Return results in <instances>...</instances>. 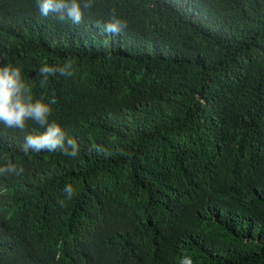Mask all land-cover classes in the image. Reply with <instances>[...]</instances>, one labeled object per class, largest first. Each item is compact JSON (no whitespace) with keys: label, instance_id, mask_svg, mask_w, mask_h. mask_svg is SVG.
Instances as JSON below:
<instances>
[{"label":"trees","instance_id":"1","mask_svg":"<svg viewBox=\"0 0 264 264\" xmlns=\"http://www.w3.org/2000/svg\"><path fill=\"white\" fill-rule=\"evenodd\" d=\"M0 63L79 145L26 155L0 125L24 169L0 177V264H264V0H92L80 26L0 0Z\"/></svg>","mask_w":264,"mask_h":264},{"label":"clouds","instance_id":"2","mask_svg":"<svg viewBox=\"0 0 264 264\" xmlns=\"http://www.w3.org/2000/svg\"><path fill=\"white\" fill-rule=\"evenodd\" d=\"M34 6L40 17L60 22H70L73 26L84 23L86 12L92 7V0H34ZM126 23L111 16L107 21H98L95 25L102 38L108 39L123 33ZM74 60L66 57L62 64L42 63L37 71L41 85H46L51 77L71 78L75 74ZM55 95L47 100L34 98L31 85L26 81L21 67L11 63H0V125L9 131L23 132L24 142L21 150L27 155L30 152L60 151L69 158H76L79 145L74 139L68 138L61 125L50 119L53 115L52 105L56 104ZM29 122L42 131H28ZM22 166L11 160L0 165V177L19 176L23 173ZM66 200L76 194L72 184L63 189ZM60 203L63 205L64 200ZM179 264H193L190 256L181 258Z\"/></svg>","mask_w":264,"mask_h":264}]
</instances>
